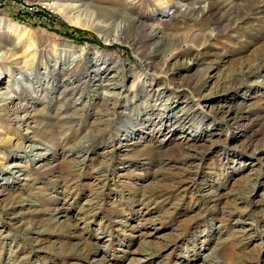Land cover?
<instances>
[{
  "label": "rangeland",
  "instance_id": "1",
  "mask_svg": "<svg viewBox=\"0 0 264 264\" xmlns=\"http://www.w3.org/2000/svg\"><path fill=\"white\" fill-rule=\"evenodd\" d=\"M46 1L0 0V18L28 28L36 43L26 52L25 38L9 39V54H0V94L9 85L24 94L23 103L9 102L10 108L21 103L32 107V115L42 111L51 118L59 109L66 110V120L84 115L88 101L90 115L83 124H94L92 133L112 129L90 142L82 123L73 122L64 129L73 140L61 146L41 128L39 141H34L33 120L16 123V115L8 119L0 111V264H264V67L238 92L226 99L220 96L234 75L263 61L264 17L213 38V49L220 55L194 70L190 80L182 82L178 75L171 83L162 78L171 89L169 103L150 101L133 120L116 111L103 119L92 111L96 97L105 95L103 88L108 87L115 100L119 95L123 101L136 75L145 72V58H137L130 45H107L95 29L72 26L59 10L46 7ZM163 1H176L182 12L207 8L212 1L234 3L235 9L245 2ZM164 4L149 0L141 10L149 15ZM149 24L164 29L157 19ZM197 27L194 24L193 31ZM188 31H182V41ZM40 39L59 45L57 51L47 47L50 63L36 59ZM64 44L106 51L116 59L107 65L99 62L102 70L89 87L65 104L50 94L38 100L26 76L34 83L55 61L68 62ZM167 46L166 38L160 40V60L167 57ZM39 79V85L47 81ZM180 83L184 85L179 89ZM135 101L138 105L142 100ZM230 107L239 114L237 125L230 126L218 115V110ZM174 115L182 120L168 130L165 121ZM253 132L258 135L253 137ZM19 146L24 152L17 151ZM34 148L41 149L31 153ZM152 148L164 156H149Z\"/></svg>",
  "mask_w": 264,
  "mask_h": 264
},
{
  "label": "bare ground",
  "instance_id": "2",
  "mask_svg": "<svg viewBox=\"0 0 264 264\" xmlns=\"http://www.w3.org/2000/svg\"><path fill=\"white\" fill-rule=\"evenodd\" d=\"M82 1L83 0H48L46 1V7L59 10L58 13L72 26L91 29L92 31L95 29L99 32H96L98 36L101 37L107 45H130L133 47L134 55H136L137 58H141L142 61L145 58V72L136 75L135 80L128 91L129 93L123 101L122 99L119 100V95L117 96L118 100H115V92L107 90L109 89L108 87L103 88L105 95L101 93L96 97L95 103L92 106V111H96L95 113L100 115L103 119L107 117L111 118L112 114L116 111L119 116L122 115V117L127 120H133L136 116H139V111L142 107H145L150 101H161V103L165 102L166 104L169 103L173 100L172 94H170L171 89L165 81H162V78H167L171 83L178 75L181 76L182 82L190 80L194 74V70L198 71L200 67H204L205 63L211 60L214 56L220 55V52L213 49V38L220 34L227 35L229 32L231 33V31L234 32L235 30L241 29V27L245 25V21L250 22L256 19L261 20V18L264 17V0H245L243 5L236 9L234 8V3L230 5L231 3L225 4L212 1L207 8L200 7L197 9L195 7H188L185 12L180 10L176 1L164 4L165 2L160 0L166 6L156 8V10L152 11L149 15L143 13L141 10L149 0L131 1L129 3L130 7H128L129 4L127 3V0H95L96 4H80ZM170 12H173V17ZM174 17L177 20L176 23L173 21ZM155 19L159 20L160 25H164L165 30H161V28H159L160 26L155 27L149 24L150 21H154ZM240 23H242L241 26ZM194 24L199 27H197L195 31H193ZM185 29H188V32L190 33L184 38L186 40L182 41L181 33H183L182 31ZM209 29H212L213 31L211 30V32H208ZM14 36H20L19 40L25 38L28 41V45H26L28 49L26 52L36 47V43L33 40V33L28 28H23L15 23L11 24L9 21L0 18V54H6L5 56L9 54L8 41L13 39L12 37ZM164 38L167 40V48L169 51L167 57L160 60L159 54L157 53V51L160 52V50L157 47L160 40H163ZM48 41L49 40L40 39L39 46L37 45L40 50L35 53V56L40 63L47 64V62H49L47 47L53 48L55 51L59 48V45H54V43L48 45ZM188 42L190 44L188 45L189 48L183 51V45ZM20 43H22V41H20ZM152 46H155L154 48H156V50H153ZM64 47L65 49H63V51L70 55L68 62L62 63L61 60L55 61L53 66L49 65L47 68L48 70L46 69L45 72H40L38 73L39 75L37 74L39 77L42 76L47 81L39 85L38 83H40V79L38 76L35 77L34 83H32L33 80L26 76L27 81L32 84L31 89L33 90V93L29 92L35 94L36 99L44 100V95L46 96L50 94L52 99L57 98L56 101L61 97L58 102L62 101V103L65 104V101L69 98L80 92H84V90L89 87V82L102 70L97 65L99 62L101 63L100 66L107 65L109 62L110 64L114 63L113 59H116L114 55L109 54L106 51L96 53L91 50L80 49L70 44H64ZM10 54H13V52H10ZM156 55L157 58H154ZM150 57H152L151 61ZM187 59H189L190 62H186ZM94 60H96V63L94 62L95 64L93 63ZM157 61L161 62L159 66L156 65ZM1 66H4V63L0 61V67ZM263 67L264 59L256 68L247 67L248 69L245 68L243 71L238 72L237 76L234 75L229 86L223 92L221 91L222 93L220 96L226 99L232 91L238 92L248 84L249 81L258 74L259 70L261 68L263 69ZM204 70L205 68H203V70L201 69V72ZM66 73H69L67 75L68 78H65ZM1 79L2 76H0V80ZM4 80H6V78H4ZM1 85H4L3 81L0 82V86ZM183 85L184 84L180 83L176 86L180 89ZM26 92H28V89H26ZM23 95V92L19 94L18 91L8 85L5 92H1L0 94V103H3L0 107L2 108L0 111L3 112L4 116L8 119L10 118L9 115H16L14 119L16 123L26 122L29 119L33 120V123H36L37 125L35 127L37 129L34 131L33 136L34 141L37 140V137L39 136L40 128L43 129V132L48 136H55V139L61 146L64 144L68 145V143L73 140V138L67 136L64 131L66 125L71 124L73 126L74 123H82L80 124L81 128L88 131L85 138L90 139V142H94L98 136L105 135L106 131L112 129L111 126H107L106 128H100L99 133H92L94 124H83L90 115L88 114V109H90L91 105L88 101V103L86 102L87 113L83 112L84 115L80 118L75 116L71 121L66 120L68 119L66 117L67 111L62 110L61 112V109H59L57 115L52 118L48 113L46 114L42 111H38L36 114L32 115L30 112L32 107L21 104L24 99ZM137 98H141L142 100L138 105L135 101ZM15 100H21V103H17L14 107L12 106L13 108H10L8 103ZM19 114H24V117H21ZM192 115L193 113L190 115L186 114L183 119L187 120ZM218 115H223L224 121L230 126L237 125L240 120V117H237L239 116L237 110L231 107L227 110H218ZM76 118H78V120ZM206 118V116H203V120ZM110 120L111 119H109V121ZM181 120L182 118H179L176 115L168 116L165 121V128L173 130L178 126ZM54 126H58L56 127L59 129L57 133L55 132L56 130ZM198 129L203 130V127L198 124ZM253 133V137L258 135L257 132ZM88 139L86 142H89ZM82 142L84 144L81 152H85V141ZM16 149L17 151L24 150L21 146L16 147ZM40 149L41 148H34L31 150V153ZM147 154L153 158H156L158 154L164 156L163 153H159L158 151L154 153V148H152ZM253 155H257V151H255ZM17 167L19 169L18 165L15 168ZM17 201V199L13 200L15 205L19 203V201ZM30 224L32 227L35 226L33 221L30 222ZM35 233L41 235L42 232H39L37 229Z\"/></svg>",
  "mask_w": 264,
  "mask_h": 264
},
{
  "label": "built area",
  "instance_id": "3",
  "mask_svg": "<svg viewBox=\"0 0 264 264\" xmlns=\"http://www.w3.org/2000/svg\"><path fill=\"white\" fill-rule=\"evenodd\" d=\"M21 5H22V8L24 9V8H28V6H29V4L28 3H26V4H23L22 2H21ZM44 10H46V8H44ZM43 10V11H44ZM39 10H36V11H34V12H38ZM47 11V10H46ZM45 12V11H44Z\"/></svg>",
  "mask_w": 264,
  "mask_h": 264
}]
</instances>
